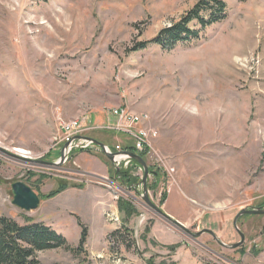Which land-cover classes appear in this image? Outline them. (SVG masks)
I'll list each match as a JSON object with an SVG mask.
<instances>
[{
  "label": "rangeland",
  "instance_id": "374dc122",
  "mask_svg": "<svg viewBox=\"0 0 264 264\" xmlns=\"http://www.w3.org/2000/svg\"><path fill=\"white\" fill-rule=\"evenodd\" d=\"M197 1L0 0V146L28 151L31 162L0 152V215L43 222L66 238L68 248L36 251L40 264H251L244 254L264 252V214L241 215L244 241L229 247L240 240L237 212L264 208V0H224L225 18L196 41L132 49ZM115 105L148 114L149 128L165 127L168 154L158 155L165 167L157 152L144 158L160 172L148 196L198 236L153 211L138 183L134 191L112 172L86 171L75 148L60 165L34 162L59 161L61 120L81 118L85 136L115 144L107 135L120 132L98 128ZM16 181L39 196L36 209L12 203ZM120 198L136 209L126 222L116 210ZM82 228L85 243L73 252Z\"/></svg>",
  "mask_w": 264,
  "mask_h": 264
},
{
  "label": "trees",
  "instance_id": "16d2710c",
  "mask_svg": "<svg viewBox=\"0 0 264 264\" xmlns=\"http://www.w3.org/2000/svg\"><path fill=\"white\" fill-rule=\"evenodd\" d=\"M226 12L227 3L224 0H198L180 20L162 28L151 40L138 42L132 49H144L150 43L159 45L164 49H173L180 43L196 41L200 38L201 31L222 21ZM122 148L137 153L133 145ZM101 154L106 158L103 153ZM139 154L145 158L147 151ZM105 161L109 166V173L112 172V176L118 177L121 184L133 186L140 182L136 176L132 175L135 168L139 166L135 160H130L131 164L128 167L118 169L108 159ZM159 179V170H154L149 166L147 189L155 187ZM61 188H64V185ZM56 192L58 191H52L44 197H51ZM166 197L167 193L163 191L161 194L162 203ZM117 208L124 222L130 220L136 211L129 201L121 198L117 202ZM124 222L125 233H129L130 231ZM85 240L86 229L82 228L79 245L73 249V252L80 250ZM57 247L68 248V242L62 234L55 231L50 225L32 219H26L24 224H20L14 219L0 215V264H40L36 257V251Z\"/></svg>",
  "mask_w": 264,
  "mask_h": 264
},
{
  "label": "water",
  "instance_id": "95a60500",
  "mask_svg": "<svg viewBox=\"0 0 264 264\" xmlns=\"http://www.w3.org/2000/svg\"><path fill=\"white\" fill-rule=\"evenodd\" d=\"M74 138L75 139L84 138V139L88 140L89 142H91L92 144L96 145L97 147L101 148L104 155L106 156V158L112 163V165L116 169L120 168V166L116 165V161H118L119 157L122 155L127 156L131 160H135L143 172V177H142L140 183H138V185H137V186H142V189H143L142 199H143V201L149 207H151L153 209V211H155L157 214H159L161 217H163L167 221L171 222L173 225L177 226L178 228L186 231L191 236L195 237L201 233V232H198V233L191 232L189 229H187V227H185V225H183L181 222H179L175 218L168 215L160 207L156 206L151 201V199L148 196V190H147V179L149 176V167H148V164L145 161V159L139 153H136L133 151H127V150H122L119 152H113L110 145L105 144V143H103V142H101L95 138H92L90 136L81 135V136H76ZM0 152H3L5 154L13 156V157L16 156L13 153L5 150L1 146H0ZM68 152H69L68 144H66L65 148H63V151L61 153L62 155H61L59 161H57V162H46V161H43L40 159H36V160H34V162L44 164V165H60ZM22 159H25V158L23 157ZM25 160H27V159H25ZM134 188H135V186H134ZM134 188H132V189H134ZM11 193H12V197H13L12 203L14 205H16L17 207L23 209V210H26V211L34 210L39 205V202H40L39 196L29 186H27L23 182L16 181V182L12 183L11 184ZM245 214L261 215V214H264V208L263 207H257V208H251V209L242 208L237 212V214L234 216V219H233V225H234L236 231L238 232V234L240 236V240L238 242L230 245L229 246L230 248H235V247L239 246L240 244H242L244 241V234L239 230L236 223H237L238 218L241 215H245ZM206 232L211 234L212 237L215 240H217L216 235L211 230L206 229ZM217 241L219 243H221L219 240H217ZM221 244H223V243H221Z\"/></svg>",
  "mask_w": 264,
  "mask_h": 264
},
{
  "label": "built area",
  "instance_id": "2783aa9c",
  "mask_svg": "<svg viewBox=\"0 0 264 264\" xmlns=\"http://www.w3.org/2000/svg\"><path fill=\"white\" fill-rule=\"evenodd\" d=\"M110 113L116 117V120L113 123H108L107 125L100 126L98 128L128 135L132 139L133 146L137 153L147 151V154H149L152 151L151 140L158 135V132L149 127L137 126L148 119V114H134L121 106L110 109ZM59 129L60 134L57 140H63L66 144H68L69 152L73 148H86L92 150H94L93 148H97L100 151L102 150L84 138H74L78 135H84L83 133L86 131L81 118L69 121L61 120L59 122ZM111 148L113 152L122 151L120 145H115V147L111 146ZM156 157L157 160H159V166L162 168L165 167V164L162 163L160 157L158 155H156ZM129 161L130 159L127 156L122 155L119 157L118 161H116V165L120 166L123 162L128 163ZM108 182H110L111 185L113 184L111 181ZM135 189L134 191H136ZM140 196L142 197V194Z\"/></svg>",
  "mask_w": 264,
  "mask_h": 264
},
{
  "label": "crops",
  "instance_id": "0c3cea01",
  "mask_svg": "<svg viewBox=\"0 0 264 264\" xmlns=\"http://www.w3.org/2000/svg\"><path fill=\"white\" fill-rule=\"evenodd\" d=\"M119 102L123 104L122 97L119 100ZM115 106L117 107V105H115ZM115 106L106 107V114H105V117L103 116V119H105V121H107L108 123H113L116 120V117L113 116L110 113V109H112ZM135 113H138V112H135ZM101 115L102 114H100V117H102ZM146 125L149 126V124L147 122H142L141 124H139L137 126H145V127H147ZM150 128H152V129H154V130H156L158 132V135L151 140L152 151L155 152V153L157 152L158 154H156V155H159V153L168 154L169 147L166 145V142L169 140V135H168V132L166 131L165 127L160 125V124H156V123L153 124L152 123ZM107 136L109 138L113 137L116 140H118L115 144H113L111 142H106V141L103 142V143L108 144V145H110L112 147H115V145H120L121 149L124 150L122 147L132 146L133 145L132 139L128 135H126L124 133H116V135L109 134ZM74 154H77L75 156L76 161L84 162V165H83L84 167L83 168L86 171L98 174L100 177L101 176L105 177V176H109L110 175V173L108 172L107 164L103 161V159H101L98 155H96V152L94 153V150L86 149V148H83V149L82 148H76L75 151H74ZM123 161H125V160H123ZM130 164H131L130 161L128 163L127 162H123V164H121L120 167L126 168ZM136 174H138L137 170L132 173L133 176H136ZM111 177H113L114 180H116V182L119 181V183H121L120 180L118 179V177H115V176H111ZM121 185H123V184H121ZM135 185H133L132 188H134ZM91 199H92V197H91ZM94 200L95 199H92L91 201H94ZM116 210L118 212L117 208H116ZM165 211L169 215H171L174 218H176L178 221H180L182 223L186 222L185 219L178 218L172 212H168L167 210H165ZM242 259H244L245 261H248V263L250 262L251 264H264V252L260 253V254L246 253V254H244V257H242Z\"/></svg>",
  "mask_w": 264,
  "mask_h": 264
},
{
  "label": "bare ground",
  "instance_id": "6f19581e",
  "mask_svg": "<svg viewBox=\"0 0 264 264\" xmlns=\"http://www.w3.org/2000/svg\"><path fill=\"white\" fill-rule=\"evenodd\" d=\"M229 38H230V37H229ZM236 38H237V37H236ZM226 39L229 40L228 38H226ZM231 40H232V39H231ZM237 40H238V39H237ZM216 42H217V41H216ZM222 42H223V41H222ZM230 43H231V42H230ZM230 43H229V44H230ZM233 43H234V42H233ZM218 46H219V45H218ZM231 46H232V43H231ZM231 46L228 45V47H231ZM239 47H240V46H239ZM237 48H238V47H237ZM234 49H235V48H234ZM238 49L241 50V48H238ZM238 49H236V50H238ZM236 50H235V51H236ZM212 51H215V50L212 49V50L210 51V54H214V53H211ZM222 51L224 52V49H223ZM203 52H204V51H203ZM215 52H220V51H215ZM225 52H226V51H225ZM225 52H224V53H225ZM232 52H233V51H232ZM228 53H229V52H228ZM230 53H231V52H230ZM236 53H239V52L236 51ZM220 54L222 55V53H220ZM225 54H226V53H225ZM201 55H203V54L201 53ZM208 55H209V53H208ZM203 56H204V55H203ZM209 57H210V56H209ZM201 58H202V57H201ZM205 58H206V57H205ZM221 58H223V57L221 56ZM224 58H226V57H224ZM230 58H231V57H230ZM206 59H207V58H206ZM209 59H210V58H209ZM203 60H204V59H203ZM233 61H234V60H233ZM233 61H232V62H233ZM202 62H203V61H202ZM205 62H206V61H205ZM216 62H217V60H216ZM223 62H225V61H223ZM232 62H229V61H228V63H226V62H225V63L229 65V63L232 64ZM217 63H218V62H217ZM218 64H220V63H218ZM223 64H224V63H223ZM231 64H230V65H231ZM210 65H211V64H210ZM210 65H209V66H210ZM215 65H217V64H215ZM215 67H217V66H215ZM231 67H232V66H231ZM215 69H216V68H215ZM221 69H222V68H221ZM223 69H224V68H223ZM57 138H58V137H57ZM13 151H14V153H13V152H12V153H13L14 155H16L15 157H17V158H23V157H24L25 159L28 160V161H24L25 159H23L22 161H20L21 163H26V162H27V163H31V162H29L30 159L26 157V156H29V155H28V154H29L28 151H26V150H24V149H22V148H15ZM15 153H17L18 155L15 154Z\"/></svg>",
  "mask_w": 264,
  "mask_h": 264
}]
</instances>
